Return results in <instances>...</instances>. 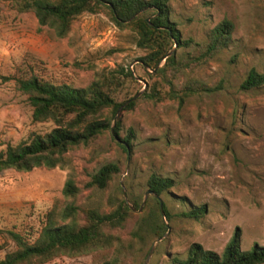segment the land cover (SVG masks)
Masks as SVG:
<instances>
[{
  "label": "rangeland",
  "instance_id": "obj_1",
  "mask_svg": "<svg viewBox=\"0 0 264 264\" xmlns=\"http://www.w3.org/2000/svg\"><path fill=\"white\" fill-rule=\"evenodd\" d=\"M169 8L189 45L174 46L176 67L158 73L165 62L158 72L143 68L139 60L147 53L137 47L132 27L115 25L106 9L77 17L60 39L33 14L0 0V152L54 128L32 121V108L13 77L35 74L86 88L122 67L133 79L115 100L123 103L140 93L108 130L70 149L62 168L0 173V245L5 231L33 242L51 211L74 206L84 223L86 211L109 214L126 202L132 211L121 227L107 229L110 246L46 264H173L187 257L192 244L221 254L237 231L242 250L264 247V87L240 88L252 69L264 73V0H171ZM225 19L234 25L228 47L196 63L210 32ZM109 164L120 169L111 183L103 190L89 187ZM152 175L174 181L160 197L171 214V220L161 217L163 236L150 218ZM69 180L78 189L74 198L64 195ZM134 200H141L140 210ZM199 207L205 208L202 218L181 217ZM6 246L0 258L14 250Z\"/></svg>",
  "mask_w": 264,
  "mask_h": 264
},
{
  "label": "trees",
  "instance_id": "obj_2",
  "mask_svg": "<svg viewBox=\"0 0 264 264\" xmlns=\"http://www.w3.org/2000/svg\"><path fill=\"white\" fill-rule=\"evenodd\" d=\"M19 13H31L41 27L52 29L55 35L63 39L71 31L74 20L85 14H96L106 9L111 20L118 27L131 26L137 35V47L146 51L139 61L143 68L163 73L168 67H176L174 46L179 48L189 45L182 41L176 25L170 19L171 0H7ZM234 25L223 20L210 32L204 44V51L195 59L203 63L225 50L232 39ZM127 79H133V72L119 68L103 74L86 88H74L65 83L56 84L39 78L35 74L13 77L16 89L27 97L32 108L34 123L51 122L54 128L46 134H32L28 140L16 146L8 145L0 152V173L7 170L28 173L34 169L52 170L62 168L65 154L72 148L89 143L94 137L110 128V121L127 104V109L135 106L133 98L126 102L115 100L119 88ZM264 87V73L252 69L241 90L250 91ZM152 98V97H151ZM110 112L111 118H105ZM119 131L116 124L115 134ZM128 138L126 142H128ZM120 172L116 164L103 167L94 175L88 186L99 190L105 189L114 175ZM174 187L170 178L152 175L147 181L148 192L154 204L150 218L153 229L163 236L166 226L161 217L171 220L167 206L163 204L164 216L160 210V197ZM78 189L72 180L67 181L64 195L76 196ZM159 199H158V198ZM141 200H134L133 205L141 209ZM78 209L68 206L51 211L46 215V222L32 242L30 238L17 231H5V243L0 245V253L7 249V244L14 246L13 251H6L0 264H46L62 257H75L91 251L106 248L112 244V237L107 229L121 227L132 211L123 202L119 208L109 214H100L95 210L85 212L84 223L77 221ZM205 208H195L183 212L181 217L202 218ZM241 235L237 231L221 254L209 251L200 244H192L184 260H175L173 264H264V247L254 245L249 250H242ZM102 264H114L106 261Z\"/></svg>",
  "mask_w": 264,
  "mask_h": 264
},
{
  "label": "water",
  "instance_id": "obj_3",
  "mask_svg": "<svg viewBox=\"0 0 264 264\" xmlns=\"http://www.w3.org/2000/svg\"><path fill=\"white\" fill-rule=\"evenodd\" d=\"M139 96H140V93L136 97H134L132 101H135ZM148 194H151V192H148ZM159 201H160V210H161L162 216H164L163 203H162V201L160 199H159Z\"/></svg>",
  "mask_w": 264,
  "mask_h": 264
}]
</instances>
